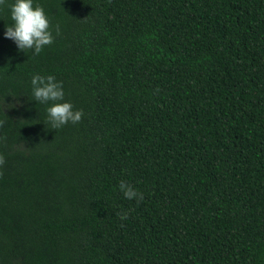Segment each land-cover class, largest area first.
Wrapping results in <instances>:
<instances>
[{
  "label": "trees",
  "instance_id": "obj_1",
  "mask_svg": "<svg viewBox=\"0 0 264 264\" xmlns=\"http://www.w3.org/2000/svg\"><path fill=\"white\" fill-rule=\"evenodd\" d=\"M37 2L38 54L0 6V264H264V0Z\"/></svg>",
  "mask_w": 264,
  "mask_h": 264
},
{
  "label": "clouds",
  "instance_id": "obj_2",
  "mask_svg": "<svg viewBox=\"0 0 264 264\" xmlns=\"http://www.w3.org/2000/svg\"><path fill=\"white\" fill-rule=\"evenodd\" d=\"M5 4L9 8L12 23L5 26L3 35L11 39L19 50H31L33 54H38L44 46L53 42V26L37 0H0V6ZM54 27L56 35H60V25L56 24ZM30 83L34 101L47 105L46 123L51 125V128L59 129L69 122L77 123L81 120L83 110L75 109L70 101L64 99L63 84L53 75L36 73L31 77ZM118 187L128 200L135 199L139 203L144 199L143 193L126 181L121 180ZM119 215L121 220H124L128 212L124 211Z\"/></svg>",
  "mask_w": 264,
  "mask_h": 264
}]
</instances>
